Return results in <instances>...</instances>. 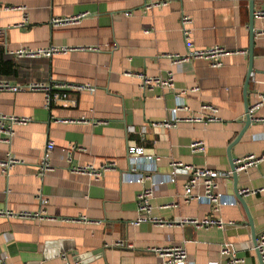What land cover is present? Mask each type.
Segmentation results:
<instances>
[{"label":"crops","instance_id":"1","mask_svg":"<svg viewBox=\"0 0 264 264\" xmlns=\"http://www.w3.org/2000/svg\"><path fill=\"white\" fill-rule=\"evenodd\" d=\"M250 1L0 0V28L7 29L10 48L100 45L99 51L76 50L50 57L18 58L0 44V56L12 62L11 72L0 77L15 82L33 78L89 81L96 86L95 90H71L68 98L51 107L46 106L44 93L39 90L0 91V112L32 116L30 122L15 126L11 143L3 141L0 132V158L11 148L24 159L9 175L0 166V208L8 205L15 210H36L42 205V195L49 198L44 220L0 217V261L61 264L66 253L76 264H162L147 248L174 241L186 247L188 264H224L225 246L235 248L245 264H260L246 210L234 191L233 173L221 179V189L234 194L238 202L216 212L208 203L182 200L187 180L183 174L152 196L154 215L166 220L214 213L235 222L225 228L209 229L190 225H132L137 216V194L151 182L142 184L124 179L130 165L127 149L132 144L160 154L159 172H168L173 159L229 170V150L233 159L264 151L262 122L252 120L235 141L246 125L245 97L252 106L264 94V18L258 17L253 45L255 77H250L245 91L250 63ZM156 2L161 4L148 7ZM3 5H21L25 9ZM254 6L256 10L264 8V0H254ZM85 10L90 13L79 23L61 26L50 23L52 16ZM184 11L192 17L191 36L196 46L220 44L229 49L222 66H212L205 58L176 62L162 55L186 51L180 25ZM25 15L27 22L16 25ZM127 70H143L150 75L172 71L176 89L199 87L188 93L190 106L198 109L201 103L212 102L219 106L221 120L153 127L152 120L169 116L175 91L157 85L143 89L137 76L124 73ZM254 114L264 116V104ZM128 125H134L135 130L128 131ZM144 125L146 130L142 131ZM195 139L205 140L204 151L191 150L190 143ZM49 140L55 142L51 153L54 168L40 175V163ZM107 159H114L116 165L101 180L73 170ZM238 175L240 190L263 187L262 191L244 195L259 236L264 231V159ZM174 202L178 205H172ZM118 240H127L133 246L114 247Z\"/></svg>","mask_w":264,"mask_h":264},{"label":"built area","instance_id":"2","mask_svg":"<svg viewBox=\"0 0 264 264\" xmlns=\"http://www.w3.org/2000/svg\"><path fill=\"white\" fill-rule=\"evenodd\" d=\"M164 3V2H163ZM160 2L149 4L160 5ZM5 8H21L25 6H7ZM89 11L85 10L72 15H55L50 19L53 26H61L68 24H75L89 15ZM255 17L264 18V8L255 9ZM27 15L24 16L21 22L16 25H24L27 22ZM192 17L184 11L181 14L180 25L182 29L183 39L186 46L185 52H163L162 55L169 57L171 60L180 62L192 58H205L212 66L219 67L223 64V56L229 52V49L220 45L213 44L207 47H198L192 39L191 31ZM0 44L4 46L5 50L18 58H33V57H50L59 53H69L71 51H99V44L89 45H73V44H49L41 46L20 45L15 48L9 47L7 29L0 28ZM126 75H135L139 78L140 86L143 89L153 88L154 86H162L175 91V103L169 108V116L160 119L152 120L151 125L156 128H172L177 126L180 122H199L208 124L210 122L221 120L220 108L212 102L201 103L198 109L190 106L187 96L189 92L199 89L198 86L190 88L176 89L175 76L172 71L165 75H150L143 70H127ZM251 77H255V72L251 71ZM95 90L96 86L89 81L86 82H71V81H45L42 79H30L24 82H15L7 77H0V91H25V90H39L44 93L45 103L47 107L59 104L62 100L68 98L71 90ZM264 104V94H261L260 101L249 107L251 119L254 121L264 123V116L255 115L254 112ZM32 120V116L26 114H15L0 112V132L2 140L6 143H11L15 126L17 124H26ZM128 131L135 130L134 125H128ZM142 131L146 130V126L141 127ZM55 147V142L49 140L46 144V150L43 154L42 161L39 167V174L44 175L46 172L52 170L54 165L51 161V153ZM84 149L82 146H74V149ZM190 148L193 152H200L206 149V142L204 139H195L190 143ZM127 155L130 165L124 172V179L129 182L145 183L150 180L149 185H143L142 189L137 194V216L131 221L132 225L138 226L142 223H151L160 227H174L190 225L197 229H209L212 227L225 228L229 225H234L233 220H225L220 216H215L214 213L210 216L202 217H184L180 220H166L157 217L153 213L152 196L157 189L166 185L168 182H174L180 174L186 175L184 191L182 193V200L188 202L197 200L208 203L212 206L213 212L219 211L225 205H234L238 199L234 194H229L221 189V179L232 176L231 169H220L211 165L198 166L193 163H188L180 159H173L170 161V170L168 172H159L158 162L161 159L160 154L154 152H147L142 145H129ZM264 159V151L261 153H247L242 156L235 157L233 162L235 170L238 174L241 171L247 170L250 166L258 163ZM24 162V159L18 156L10 148L6 151L3 158H0V166L2 170L9 175L11 169L19 163ZM116 165L114 159H107L99 164L88 163L73 168L76 172L86 173L93 180H101L105 172ZM260 188H243L240 193L243 195L248 193H255L262 191ZM42 205L36 210L21 209L15 210L8 205L0 208V217L18 218L24 220H44L48 215L46 205L49 203V198L45 195L41 196ZM172 205H178L174 202ZM87 221V218H83ZM257 248L260 251L262 262L264 264V231L257 236ZM114 247L130 248L133 245L127 240H118L113 244ZM147 251L157 255L162 264H188V251L185 246L174 241L166 245H154L147 248ZM222 254L226 256L224 264H245L244 257L237 253V250L230 246L222 248ZM0 264L5 262L0 261ZM61 264H76L70 257L64 253Z\"/></svg>","mask_w":264,"mask_h":264},{"label":"water","instance_id":"3","mask_svg":"<svg viewBox=\"0 0 264 264\" xmlns=\"http://www.w3.org/2000/svg\"><path fill=\"white\" fill-rule=\"evenodd\" d=\"M250 63H249V69H248V75H247V79H246V83H245V91L247 92V87H248V83H249V80H250V77H251V71L254 69L253 67V52H254V49H253V45H254V36H255V6H254V0H251L250 1ZM246 92H245V96H246ZM246 99V104H245V109H246V120H245V128L239 133V135L237 136L236 140L237 141L242 133L244 132V130L246 129L247 126H249L251 124V116H250V113H249V103H248V99L247 97H245ZM235 142L232 143V145L234 144ZM231 145V146H232ZM231 149V148H230ZM229 155H230V162H231V169L233 171V178H234V191H235V194L237 196V198L242 202L245 210H246V213H247V216H248V220H249V225L251 227V231H252V240H253V243H254V246H255V249L257 251V255H258V258H259V261H260V264H263L262 262V258H261V254H260V251L259 249L257 248V233L255 231V228H254V223H253V219H252V216H251V212L248 208V205H247V202H246V199L244 197V195L242 193H240V189L238 187V172L235 170V164L233 162V157H232V154L229 150Z\"/></svg>","mask_w":264,"mask_h":264},{"label":"trees","instance_id":"4","mask_svg":"<svg viewBox=\"0 0 264 264\" xmlns=\"http://www.w3.org/2000/svg\"><path fill=\"white\" fill-rule=\"evenodd\" d=\"M11 64L12 62L10 61V59H7L1 55L0 56V74L11 72V69H10Z\"/></svg>","mask_w":264,"mask_h":264}]
</instances>
